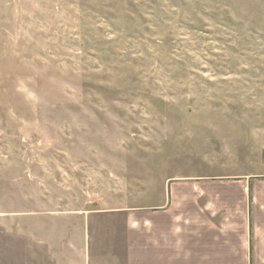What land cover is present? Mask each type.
<instances>
[{
  "label": "rangeland",
  "instance_id": "obj_1",
  "mask_svg": "<svg viewBox=\"0 0 264 264\" xmlns=\"http://www.w3.org/2000/svg\"><path fill=\"white\" fill-rule=\"evenodd\" d=\"M261 151L264 0H0V264H141L165 182Z\"/></svg>",
  "mask_w": 264,
  "mask_h": 264
},
{
  "label": "crops",
  "instance_id": "obj_2",
  "mask_svg": "<svg viewBox=\"0 0 264 264\" xmlns=\"http://www.w3.org/2000/svg\"><path fill=\"white\" fill-rule=\"evenodd\" d=\"M258 155L260 168L250 174L165 182L157 205L142 210L140 263L264 264V152Z\"/></svg>",
  "mask_w": 264,
  "mask_h": 264
}]
</instances>
